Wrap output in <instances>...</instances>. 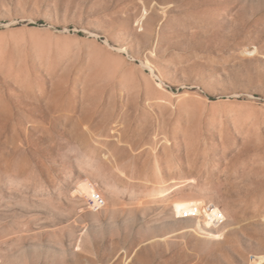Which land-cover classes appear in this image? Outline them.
Instances as JSON below:
<instances>
[{
    "label": "rangeland",
    "instance_id": "rangeland-1",
    "mask_svg": "<svg viewBox=\"0 0 264 264\" xmlns=\"http://www.w3.org/2000/svg\"><path fill=\"white\" fill-rule=\"evenodd\" d=\"M0 264H264V0H0Z\"/></svg>",
    "mask_w": 264,
    "mask_h": 264
},
{
    "label": "built area",
    "instance_id": "built-area-1",
    "mask_svg": "<svg viewBox=\"0 0 264 264\" xmlns=\"http://www.w3.org/2000/svg\"><path fill=\"white\" fill-rule=\"evenodd\" d=\"M106 199L99 193V192H93L92 196L90 197V207L91 209L98 211L106 207ZM181 213H194V215L198 214H206V219L208 220L209 224H217L221 223L222 220H220L216 215L215 211L211 206H201L198 204H195L194 206L182 210Z\"/></svg>",
    "mask_w": 264,
    "mask_h": 264
}]
</instances>
